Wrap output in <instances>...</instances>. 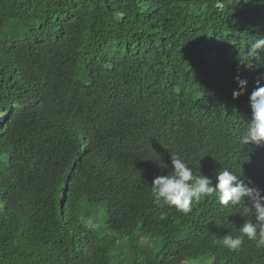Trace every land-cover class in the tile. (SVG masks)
<instances>
[{
    "label": "trees",
    "instance_id": "obj_1",
    "mask_svg": "<svg viewBox=\"0 0 264 264\" xmlns=\"http://www.w3.org/2000/svg\"><path fill=\"white\" fill-rule=\"evenodd\" d=\"M262 36L261 0H0V264H264L219 243L242 206L151 194L172 155L264 190V143H241Z\"/></svg>",
    "mask_w": 264,
    "mask_h": 264
},
{
    "label": "clouds",
    "instance_id": "obj_2",
    "mask_svg": "<svg viewBox=\"0 0 264 264\" xmlns=\"http://www.w3.org/2000/svg\"><path fill=\"white\" fill-rule=\"evenodd\" d=\"M262 53L264 36L256 38L250 44V50L240 57V64L251 68L253 60L262 59ZM235 79L239 90L233 91L234 99L244 95L247 86V80L239 76ZM249 102L252 119L248 122L246 134L241 137V143L260 145L264 143V86L257 87L251 93ZM161 167L167 168L168 165L162 164ZM151 194L155 204L173 206L185 214L191 211L194 202L212 195H215L223 206H242L240 214L243 217L251 215L255 220H245L239 227V235H224L219 243L233 252L239 251L245 240L254 241L256 248L264 249V190L250 187L228 168L216 172V184L212 186L211 178L194 174L190 161L172 155L171 171L167 175H159L153 179Z\"/></svg>",
    "mask_w": 264,
    "mask_h": 264
},
{
    "label": "rangeland",
    "instance_id": "obj_3",
    "mask_svg": "<svg viewBox=\"0 0 264 264\" xmlns=\"http://www.w3.org/2000/svg\"><path fill=\"white\" fill-rule=\"evenodd\" d=\"M127 245L129 244L127 241L125 242ZM208 259L204 256H200L198 259L191 261L190 263L183 262L181 264H208Z\"/></svg>",
    "mask_w": 264,
    "mask_h": 264
},
{
    "label": "water",
    "instance_id": "obj_4",
    "mask_svg": "<svg viewBox=\"0 0 264 264\" xmlns=\"http://www.w3.org/2000/svg\"><path fill=\"white\" fill-rule=\"evenodd\" d=\"M1 115V114H0Z\"/></svg>",
    "mask_w": 264,
    "mask_h": 264
}]
</instances>
